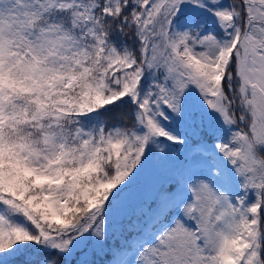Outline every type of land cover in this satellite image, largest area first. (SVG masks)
Returning <instances> with one entry per match:
<instances>
[{"label": "snow or ice", "instance_id": "obj_1", "mask_svg": "<svg viewBox=\"0 0 264 264\" xmlns=\"http://www.w3.org/2000/svg\"><path fill=\"white\" fill-rule=\"evenodd\" d=\"M0 264H264V0H0Z\"/></svg>", "mask_w": 264, "mask_h": 264}, {"label": "trees", "instance_id": "obj_2", "mask_svg": "<svg viewBox=\"0 0 264 264\" xmlns=\"http://www.w3.org/2000/svg\"><path fill=\"white\" fill-rule=\"evenodd\" d=\"M110 124L113 123L114 121L109 119L108 121ZM155 175L154 174H145L142 178H141V185L146 187L148 185H150L154 180H155Z\"/></svg>", "mask_w": 264, "mask_h": 264}]
</instances>
